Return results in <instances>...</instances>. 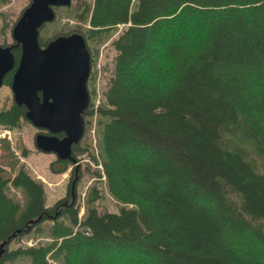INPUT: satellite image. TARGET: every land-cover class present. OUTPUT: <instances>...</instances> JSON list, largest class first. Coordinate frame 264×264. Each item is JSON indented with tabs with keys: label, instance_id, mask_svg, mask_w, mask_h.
Segmentation results:
<instances>
[{
	"label": "trees",
	"instance_id": "trees-1",
	"mask_svg": "<svg viewBox=\"0 0 264 264\" xmlns=\"http://www.w3.org/2000/svg\"><path fill=\"white\" fill-rule=\"evenodd\" d=\"M131 3L93 0L80 34L99 40L126 25L111 41L112 73L96 108L104 185L121 205L99 213L92 185L78 218V170L46 206L40 182L22 167L4 176L0 165V264H48L46 255L104 264L110 251L131 256L119 264H264V0ZM4 45L16 64L19 47ZM24 111L11 101L0 126L17 127ZM46 221L50 243L8 248Z\"/></svg>",
	"mask_w": 264,
	"mask_h": 264
},
{
	"label": "rangeland",
	"instance_id": "rangeland-1",
	"mask_svg": "<svg viewBox=\"0 0 264 264\" xmlns=\"http://www.w3.org/2000/svg\"><path fill=\"white\" fill-rule=\"evenodd\" d=\"M93 0H71L68 7L53 8L54 18L51 22L44 24L38 31L42 44L54 35L68 34L75 32L84 34L89 29L86 23L87 14L84 11L91 6ZM30 0H8L0 6V44L11 42L10 29L20 15V12L28 5ZM136 0H132L131 9L135 6ZM126 25H116L110 29L104 38L96 40L86 39L85 44L89 53L90 70L86 81V89L89 95L87 108L92 113L85 116L83 137L80 139L86 151L78 155L77 161L72 165L65 163L62 170L61 164L55 162L51 153H43L37 150L33 144V137L38 129H35L28 121H20L17 127L8 128L0 126V165L4 169V176H11L17 168L22 167L34 180L40 182L43 187L45 205L50 206L57 199L65 196L67 184L70 180L72 167H78V179L75 182V207L78 209L77 217L81 218L84 212V203L87 191L93 185L99 192V198L94 206L99 213L117 212L121 205L113 199L106 191L104 177L100 165L98 153L101 147V134L98 128L100 116L96 108L101 103L103 93L108 86V79L113 68L115 51L111 41L125 29ZM12 101L9 85H0V110L9 106ZM24 150L23 155L21 151ZM90 155H93L91 158ZM74 168V167H73ZM97 172L99 176L93 174ZM16 199L22 200L21 192L18 189L8 188ZM130 206V205H128ZM50 222L42 223L40 232H29L12 240L8 245L9 249L16 247H28L50 243L52 238L48 236ZM76 228L74 227L73 230ZM103 256L104 264H119L116 258L125 257L131 261L128 255H117L110 251ZM48 264H61L46 255ZM110 259V263L106 262ZM125 262V261H124ZM8 264H29L25 257L16 258ZM125 264V263H123Z\"/></svg>",
	"mask_w": 264,
	"mask_h": 264
},
{
	"label": "water",
	"instance_id": "water-1",
	"mask_svg": "<svg viewBox=\"0 0 264 264\" xmlns=\"http://www.w3.org/2000/svg\"><path fill=\"white\" fill-rule=\"evenodd\" d=\"M70 1L30 0L10 29L11 41L19 47L16 64L12 45L0 46V85L5 74L12 71V101L24 107L26 121L44 132L34 135V147L57 159L74 162L70 144L83 133L89 53L83 37L76 32L58 35L43 46L38 42V31L54 18L53 8L68 7ZM58 132L64 134L62 138L54 135ZM76 170L74 165L71 187L77 178Z\"/></svg>",
	"mask_w": 264,
	"mask_h": 264
},
{
	"label": "flooded vegetation",
	"instance_id": "flooded-vegetation-1",
	"mask_svg": "<svg viewBox=\"0 0 264 264\" xmlns=\"http://www.w3.org/2000/svg\"><path fill=\"white\" fill-rule=\"evenodd\" d=\"M80 34V33H79ZM88 79V78H87ZM87 90V89H86ZM87 94H88V91H87ZM88 100H89V95H88ZM89 102V101H88ZM85 116L86 115H83V112H82V117H83V124H84V126H85ZM84 126H83V132H84ZM35 129H37V128H35ZM36 133H44L42 130H37V132ZM35 133V134H36ZM46 133V132H45ZM57 138H62L63 137V133L62 132H58V133H55L54 134ZM83 137V133H82V135L80 136V138L78 139V140H76V142L75 143H71L70 144V156L71 157H73V159H74V162H76L77 161V158H78V155L80 154V153H78V152H75L74 151V149L75 148H77V149H81V148H83L84 147V144L82 145L81 144V138ZM72 153H73V155H72ZM52 154V153H51ZM54 155V154H53ZM54 157H55V160H58V161H64V164L65 163H70V165H72L74 162L73 161H71L70 159H65V160H60V159H57L56 158V156L54 155ZM74 167V166H73ZM73 167H72V171H73ZM79 168L77 167V170H78Z\"/></svg>",
	"mask_w": 264,
	"mask_h": 264
},
{
	"label": "built area",
	"instance_id": "built-area-1",
	"mask_svg": "<svg viewBox=\"0 0 264 264\" xmlns=\"http://www.w3.org/2000/svg\"><path fill=\"white\" fill-rule=\"evenodd\" d=\"M100 166V165H99ZM101 167V166H100ZM102 177H103V174H102Z\"/></svg>",
	"mask_w": 264,
	"mask_h": 264
}]
</instances>
